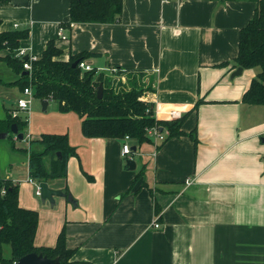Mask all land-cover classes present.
<instances>
[{"label":"crops","instance_id":"crops-1","mask_svg":"<svg viewBox=\"0 0 264 264\" xmlns=\"http://www.w3.org/2000/svg\"><path fill=\"white\" fill-rule=\"evenodd\" d=\"M256 10L249 0H123L116 23H74L71 0H0L1 30H29L20 47L29 54L41 57L51 41L64 61L95 54L84 62L119 86H141L159 119L188 114L187 136L137 148L135 171L126 169L125 140L85 137L73 112L56 122L40 117L39 127L32 113L24 141L1 139L0 179L18 184L20 206L39 213L37 247H55L65 231L77 264H264V106L242 102L256 70L231 78L241 30ZM116 67L130 71L125 83ZM19 80L0 62L1 120L18 111ZM195 130L197 146L188 136ZM43 134H67L77 150L67 177L48 182L75 203L35 198L29 152L43 149L31 145Z\"/></svg>","mask_w":264,"mask_h":264},{"label":"trees","instance_id":"trees-1","mask_svg":"<svg viewBox=\"0 0 264 264\" xmlns=\"http://www.w3.org/2000/svg\"><path fill=\"white\" fill-rule=\"evenodd\" d=\"M249 1L257 3V10L252 20L241 30L239 54L234 63L237 68L257 71L242 102L264 106V0ZM6 2L8 0H3V3ZM122 12L123 0H71L70 20L74 23H116ZM1 26L0 20V62H5L13 72L20 75V80L15 84L23 91L32 88L35 98L41 102H57L63 113L77 114L82 119L85 137L124 140L129 136L135 147L139 148L144 144L154 143L148 134V130L154 127L159 130L168 129L169 139L187 136L183 126L188 114L177 120H158L155 105L141 100L144 94L142 88L118 90L119 84L96 69L82 73L79 64L73 68L75 62L81 63L95 54L83 53L64 61L60 59L63 51L51 41L38 61L33 63L29 75H25L26 60L18 57L16 52L22 41L29 38L30 31L3 32ZM4 51L8 52L5 56L2 55ZM116 68L119 70L118 75L130 72ZM100 85H103L102 99L98 98ZM200 103H197L196 108ZM15 124L19 132L26 136L28 119L23 121L20 116L13 117L12 113H8L6 119H0V135L7 134L6 139L13 140L16 136L12 134L11 128ZM188 136L197 146V130ZM35 144L43 149L29 152L30 178L38 183L66 178L69 160L78 156L76 148L70 144L69 136L43 134L40 139L31 142V145ZM85 175L93 180L88 174ZM142 176L144 170L138 173L132 187ZM131 190L132 188L129 191ZM66 194L69 195L70 191L66 190ZM156 212L160 213L158 206ZM38 228L39 213L20 206L18 184L0 179V264H18L21 258L33 253L43 254L50 260L59 259V264H77L73 261L74 251L67 248L65 231L59 235L55 247H37L35 239ZM5 246H9L11 250L9 259L4 256Z\"/></svg>","mask_w":264,"mask_h":264},{"label":"built area","instance_id":"built-area-1","mask_svg":"<svg viewBox=\"0 0 264 264\" xmlns=\"http://www.w3.org/2000/svg\"><path fill=\"white\" fill-rule=\"evenodd\" d=\"M70 26L73 28L74 24H71ZM16 27H18V25H16ZM58 35L64 41H68L69 40V37L67 36V34H65V28L64 27H61L59 29V34ZM28 54L29 53L27 52V50L23 49V48H20L16 52V55L18 57H23V58H25ZM38 59H39V57L30 54L29 59L24 63L25 70H27L28 72H31L33 63L38 61ZM79 68L83 72H89V71L94 70L90 65L86 64L84 61L79 63ZM118 71L119 70L117 68L111 69V72L116 75L117 81H121L122 83H125L126 79L124 78L123 75L122 76L118 75L117 74ZM34 97H35L34 96V91H33L32 88L25 89L23 91V97L20 98L18 100V102H17L18 111L12 112V116L13 117H18L19 116V112H30L31 105H32ZM141 100H142V98H141ZM182 117H183V114L180 111L174 110V111H171V113L169 114L168 121L181 119ZM156 119L163 120V119H159V117H157V114H156ZM148 134L153 139L154 144L156 146H160L162 143L167 141L169 139V136H170V132H169L168 129L159 130L157 127H154L152 129L148 130ZM124 140L126 141V143L123 145L122 155H123V157H127V158L132 160L131 157L133 155V146L129 143L132 140H131V138L129 136H127ZM29 182L35 185V187H36V192L35 193H36L37 196L41 197V189L39 187L40 183L34 181L30 177H29ZM187 184L188 185L192 184V181L188 180ZM154 227L157 228V229L160 227V224H159L158 220L155 221Z\"/></svg>","mask_w":264,"mask_h":264},{"label":"water","instance_id":"water-1","mask_svg":"<svg viewBox=\"0 0 264 264\" xmlns=\"http://www.w3.org/2000/svg\"><path fill=\"white\" fill-rule=\"evenodd\" d=\"M30 57V54H28L24 60H28ZM78 61L75 62L73 64V68H76L78 66ZM243 68H237V70L232 74L231 78H235L237 76H241L243 74ZM25 75H29V72H25ZM103 97V85H100L99 87V91H98V98L102 99ZM48 102L49 101H43L42 102V107H43V111H47V106H48ZM11 132L12 134H14L16 136V138L19 141H24L25 139V134L24 133H20L18 126L15 124L12 126L11 128ZM7 134H2L0 135V140L1 139H6L7 138ZM262 141L264 142V137L262 139ZM137 150V147H133V151L135 152ZM58 156L61 158V154L58 153ZM127 166L129 168L130 171H135L137 168L136 162L134 160L128 159L127 160ZM40 189H41V200L42 202L45 204L46 202H49L51 206H55V197H64V198H68V200L71 203H75V200L73 199V197L71 196V194L67 195L66 193H64L61 190H56L53 189L49 186L48 183H40L39 185ZM18 264H59V259H55V260H50L47 257H45L43 254H29L23 258H21L18 262Z\"/></svg>","mask_w":264,"mask_h":264},{"label":"rangeland","instance_id":"rangeland-1","mask_svg":"<svg viewBox=\"0 0 264 264\" xmlns=\"http://www.w3.org/2000/svg\"><path fill=\"white\" fill-rule=\"evenodd\" d=\"M82 73H85L82 71ZM250 73H253V71H251L250 69L249 70H246L245 74L240 78L242 80H246L248 78H250L251 74ZM114 81V80H113ZM115 82V81H114ZM133 87H137L139 89H141L142 87L139 86L138 84H135V83H130L128 82L127 85H124V86H118L117 89L120 90H126V91H129L131 90ZM32 113H35L37 114L36 118L33 119V122H34V126L35 127H39V119L40 117H42L46 122H56L58 121V118L59 116L65 114L63 112L60 111V108H59V105L57 102H54L52 101L51 103V107L49 109V111H43V107H42V103L39 99H36L35 97L33 98V102H32V105H31V109H30V112H19V116H20V119L21 120H25V119H28V121H32ZM39 113H40V116H39ZM41 123V122H40ZM27 134V133H26ZM17 139V138H16ZM27 139V138H26ZM132 146H133V142L130 143ZM137 151V150H136ZM138 160V159H137ZM127 162V161H126ZM138 164L139 163V160H138ZM35 198H37L39 201H42L41 200V197L37 196L35 194ZM10 248H7V255L9 254Z\"/></svg>","mask_w":264,"mask_h":264}]
</instances>
